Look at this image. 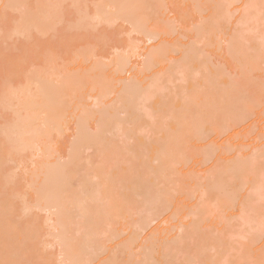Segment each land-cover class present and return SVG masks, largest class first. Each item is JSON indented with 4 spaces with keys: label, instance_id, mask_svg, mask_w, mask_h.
Instances as JSON below:
<instances>
[{
    "label": "rangeland",
    "instance_id": "1",
    "mask_svg": "<svg viewBox=\"0 0 264 264\" xmlns=\"http://www.w3.org/2000/svg\"><path fill=\"white\" fill-rule=\"evenodd\" d=\"M0 213V264H264V0H0Z\"/></svg>",
    "mask_w": 264,
    "mask_h": 264
},
{
    "label": "bare ground",
    "instance_id": "2",
    "mask_svg": "<svg viewBox=\"0 0 264 264\" xmlns=\"http://www.w3.org/2000/svg\"><path fill=\"white\" fill-rule=\"evenodd\" d=\"M124 4L126 5L125 2H124ZM127 6L130 9L133 8L129 4ZM111 13H113V12H111ZM98 15H99V17L102 20H105V19L108 18L109 14H107V13L103 14L102 12H100ZM121 17H126V18H129V19H132L134 17V14L127 12V13L123 14ZM119 18H120V16H119ZM135 69H136V67H135ZM59 95H60L59 92L53 91L51 93H47L46 95L44 94L42 99H40V100H30V102H28V103L24 102L25 104H23V106H26L27 116H26V118L24 120H22L20 122V125L18 124V128L16 127L17 129L15 128L16 130H14V131H12L10 133V135L8 136V139L6 141L8 143L7 145L12 144L15 148H24V149H26V147L29 144L27 142V140H26V136L28 134H30L33 138H37V136H38V135L34 134L36 131L33 129L34 128L33 126H34L35 114H36V109H37L36 107H38V105H39V107L44 112L50 113L51 110L56 106V104L58 102V98L60 97ZM52 117L53 116H49L47 121H52L53 120ZM83 134H84V137H83L84 139L83 140H87L88 139V135L86 134L85 130H83ZM154 153L155 152L153 151V154ZM49 173H52L51 174L52 178H51V181H49V188L46 191H43V196L46 193H48L49 195H48V197L43 198L41 200V202H40V205H42L44 208H46V207L48 208V207L56 204L55 198H57V196L60 194V191H61L56 186H57L59 180H62L65 177L64 174H63L64 172H63L62 168H58V169H56L53 172L50 171ZM226 185L227 184L225 182V179L224 178H220L218 183H212L211 184V188L212 189H217V188H222V187L225 188ZM91 187H90L89 191L91 190ZM109 189L111 190V188H109ZM220 201H222V199H220ZM82 209H83V211L86 210L84 208H82ZM0 214H2V213H0ZM64 216H65L64 214H61L59 216L60 217V221H59L60 225L64 224V222H65V217ZM2 217H3V214L0 216V234H1L0 235V240H1L0 244L3 243V242L7 243V241H8V243H12V244H13V242L19 243L20 240H18L19 238H17L16 234H15V236L13 235L15 240H13L14 238L12 239L13 236L9 237V235L11 233L13 234L14 232L11 230V228L9 229L10 225L6 224L4 219H2ZM7 238H9V240H11V241L7 240ZM20 243H21V241H20ZM63 244H65V243H63ZM122 250L126 251L125 248L122 249ZM75 253H74V251L69 253V256L71 257L73 262L78 259V255L75 254ZM17 259H18V261L16 260L17 261L16 264H20V257H18V255H17Z\"/></svg>",
    "mask_w": 264,
    "mask_h": 264
}]
</instances>
